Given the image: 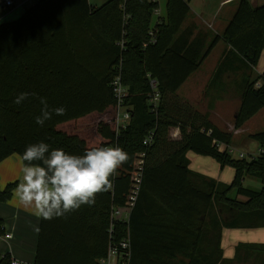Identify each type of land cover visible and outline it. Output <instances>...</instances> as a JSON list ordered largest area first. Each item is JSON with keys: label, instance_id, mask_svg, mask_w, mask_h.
<instances>
[{"label": "trees", "instance_id": "obj_1", "mask_svg": "<svg viewBox=\"0 0 264 264\" xmlns=\"http://www.w3.org/2000/svg\"><path fill=\"white\" fill-rule=\"evenodd\" d=\"M158 8L153 0H108L96 7L88 0H37L19 19L0 24V163L13 154L22 157L29 144L41 141L77 155L94 146H118L129 156L93 206L40 218L34 264H98L107 252L112 209L125 203L129 172L142 152L146 163L129 221L130 264H222L223 229L264 228V154L239 160L219 152L218 144H232V132L176 96L223 41L227 49L213 81L228 70L242 76L234 82L239 89L234 128H243L264 108V87H254L264 81V72L254 73L264 51V3L238 0L223 31L213 36L189 21L190 0H167L165 19L152 25ZM117 76L127 89L122 105L131 113L120 132L112 91ZM22 92L35 95L17 105ZM41 97L66 114L38 125ZM171 127L180 128L179 141L169 137ZM151 131L155 139L148 148L143 140ZM249 137L264 150V132ZM189 152L233 167V182L217 183L191 171ZM246 177L259 179L261 191L244 187ZM16 186L0 188V203L12 198ZM253 247L264 252V245ZM10 260L6 254L0 264Z\"/></svg>", "mask_w": 264, "mask_h": 264}, {"label": "crops", "instance_id": "obj_2", "mask_svg": "<svg viewBox=\"0 0 264 264\" xmlns=\"http://www.w3.org/2000/svg\"><path fill=\"white\" fill-rule=\"evenodd\" d=\"M237 2L238 0H222L220 4L222 13L227 6L233 3L237 4ZM250 2L253 5L263 4V0H250ZM18 7V11L22 12V16L26 10H23L20 6ZM235 7L236 5L232 9L228 10L225 14V18L222 16L223 20L219 22L218 17L209 20L207 16H204L203 12L197 15L192 11L189 16V21L196 23L200 28H203V24H205L210 31H207L204 28L203 30L208 32L210 36L220 34L225 27V21L229 20ZM14 13L15 12L12 14ZM221 15L222 14L220 13V16ZM161 19L165 18L161 17ZM218 47H221L219 55L214 58V60L210 61L209 59L211 54ZM226 49V44L223 41H220L209 56L204 60L201 67L187 79L180 89H178L176 96L181 99L182 102H185L193 107V109L198 113L202 115H209L210 121L219 129L229 132L233 131V140L230 145L233 147V143L241 141V137H249L251 134L256 133L252 131L253 124L251 123L258 118L262 121V116L259 117L256 114L257 116L255 115L252 119H250V121H248L243 128L239 130L234 128L233 120L235 116L232 115V112L235 102L236 110H238L239 107V101L237 99L239 93L235 90L237 85L234 84V82H240L242 76L234 74L227 69L228 71H223L222 74H219L220 76L218 81H213L218 64L222 60V55ZM261 60L264 62V51L260 61ZM260 61L258 67L256 68V73L259 75L264 72V66L260 67ZM263 109L261 111H263ZM169 137L174 141H179L181 139L180 128L171 127L169 129ZM258 146L260 150V145L258 144ZM187 157L190 161L189 168L191 171L204 175L210 179L214 178V176L203 169V166L207 163L205 157L197 155L193 152H189ZM233 158L237 159L235 157ZM22 164L23 162L21 157L17 154L11 155L0 163V188L2 190L5 189L8 184L15 182L18 184L21 181ZM225 170H228L227 176H231L232 170ZM225 170L221 168V171L219 172L222 173ZM247 178L248 177L245 179ZM14 191L12 198L9 201L0 203V220L2 221L5 229V234L0 236V259L4 255L9 254L11 258H15L28 264H34L40 228V218L33 214L32 209H26L20 205L18 199L14 195ZM237 200L245 201V198L238 196ZM6 234L11 235V238L6 239ZM255 245H264V228L223 229L221 236V251L224 262L222 264H264V252L254 250L253 246Z\"/></svg>", "mask_w": 264, "mask_h": 264}, {"label": "clouds", "instance_id": "obj_3", "mask_svg": "<svg viewBox=\"0 0 264 264\" xmlns=\"http://www.w3.org/2000/svg\"><path fill=\"white\" fill-rule=\"evenodd\" d=\"M34 93H20L17 105ZM41 113L36 123L43 126L53 115L66 114L64 107L50 109L47 99L41 97ZM129 159L120 147L94 146L82 155L71 154L62 148H50L43 141L29 144L21 157L22 179L14 195L20 205L32 209L44 220L65 217L82 206H93L98 193L112 187L111 177Z\"/></svg>", "mask_w": 264, "mask_h": 264}, {"label": "built area", "instance_id": "obj_4", "mask_svg": "<svg viewBox=\"0 0 264 264\" xmlns=\"http://www.w3.org/2000/svg\"><path fill=\"white\" fill-rule=\"evenodd\" d=\"M32 0H2L1 6L4 11L13 10L18 6H22L25 3H31ZM37 0H33L35 2ZM126 1V0H124ZM153 2H158V0H153ZM154 14L160 18V9H156ZM211 27V25H210ZM152 88H156V82H151ZM254 87L256 89H261L264 87V81L259 80L255 83ZM112 91L114 97L118 102V109L116 115V128L117 132L125 129L128 123L131 120L130 111L124 107L122 104L127 96V89L123 86L121 79L117 76L112 82ZM159 101V97L156 95L152 99L153 107L157 105ZM155 139L154 131H151L147 134L145 139L143 140V145L145 147H150ZM219 152H227L231 155V157L235 156L236 150L232 146H227L225 144L217 145ZM264 150H259V153L256 157L263 155ZM254 157H251V160ZM237 159L243 160L246 159L245 154L239 153L237 155ZM250 160V159H249ZM146 163V153H139L135 159V162L129 172L131 185L128 194L126 195L125 203L122 206L114 207L112 209L110 224L107 229L108 235V244H107V252L104 257L98 260V264H130V260L132 257L131 251V239H130V231H129V221L131 213L136 205V201L138 199V195L141 188L143 170ZM120 226H126V230L119 229ZM6 239H10L11 235L6 234ZM10 264H28L26 262H22L15 258H11Z\"/></svg>", "mask_w": 264, "mask_h": 264}, {"label": "rangeland", "instance_id": "obj_5", "mask_svg": "<svg viewBox=\"0 0 264 264\" xmlns=\"http://www.w3.org/2000/svg\"><path fill=\"white\" fill-rule=\"evenodd\" d=\"M107 1L108 0H88L89 4L93 7L102 5L103 3L107 2ZM1 2H2V0H0V24H7V23L15 21L16 19L21 17L22 12L18 11L19 7L15 8L14 9L15 11L14 10L3 11L2 6H1ZM166 2H167V0H159L160 15L162 18L166 17V13H167ZM221 2H222V0H190V7H191V11L193 13L198 15L199 13L203 12L204 16H207V18H209V20H212L213 18L218 17V22H219V21L223 20V18H225L226 12L228 10L232 9L236 5L235 3H233L229 6H227L225 8L224 12L222 13L221 7H220ZM262 3H264V0ZM33 4H34V2L32 0L31 3H26L22 6H20V8H22L23 10H27ZM13 12H15V13L12 14ZM220 13L222 14L221 16H220ZM222 16H223V18H222ZM157 21H158V16L154 14L152 17V25H155V23ZM225 23H226L225 24V26H226L228 23V20L225 21ZM203 26H204L203 28L205 30L210 31V29L207 28L205 26V24H203ZM219 31H220V29H219ZM220 48L221 47H218L211 54L210 59H209L210 61L214 60V58H216L219 55L220 50H221ZM263 66H264V62H263V60H261L260 61V67H263ZM254 73H255V77L259 76V74L256 73V70H254ZM235 90L239 93V89L237 87ZM235 104H236V102H235ZM235 104L233 106V112H232V115H234V116H236V113H237ZM257 115L259 117L262 116V121L259 118L257 120H254L251 123V124H253L252 125V129H253L252 131H254L256 133L264 132V109H263V111L259 112ZM258 121H261V122H258ZM232 133H233V131H232ZM240 140L241 141H238V142L235 141L236 143H233V147L236 150L235 156H234L235 158H237V155L239 153L245 154L247 160L251 159V157H256L258 155L259 146L255 140H253L247 136L241 137ZM202 157H205V156H202ZM205 158L207 160V163L203 166V169H204V171H207L212 176H214V178H212L214 181H217V183L220 182L222 184H231L233 182V180L235 178V170L233 167H231V166L222 167L221 164L219 162H217L215 159H213L211 157H205ZM221 168H223V170H225V169L232 170L231 176H229V177L227 176L228 170H225L224 172L220 173L219 171H221ZM243 185H244V187L250 188L251 190L257 191V192L261 191V189H262V182L259 179L252 178V177H248L247 179H245L243 182ZM231 197L232 198L235 197L234 193L231 194Z\"/></svg>", "mask_w": 264, "mask_h": 264}]
</instances>
